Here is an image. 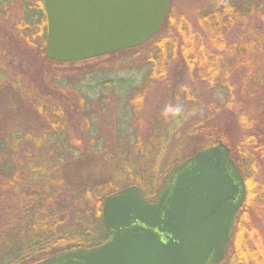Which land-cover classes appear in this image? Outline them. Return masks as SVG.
Masks as SVG:
<instances>
[{
	"label": "trees",
	"instance_id": "obj_1",
	"mask_svg": "<svg viewBox=\"0 0 264 264\" xmlns=\"http://www.w3.org/2000/svg\"><path fill=\"white\" fill-rule=\"evenodd\" d=\"M195 12L191 22L172 2L160 31L143 45L59 62L45 53L42 0H0L3 37L34 47L45 63L25 91L23 110L32 120L11 129L0 124V264H30L103 241L104 196L137 184L153 199L174 164L218 141L229 147L246 187L224 263L264 264V0H201ZM245 21L246 30L236 32ZM127 52L98 68L67 75L56 69ZM172 66L205 83L211 97L201 100L191 85L171 79ZM15 79L0 61V88ZM153 89L158 102L147 111ZM220 108L238 137L213 118ZM92 156L106 166L72 184Z\"/></svg>",
	"mask_w": 264,
	"mask_h": 264
},
{
	"label": "water",
	"instance_id": "obj_2",
	"mask_svg": "<svg viewBox=\"0 0 264 264\" xmlns=\"http://www.w3.org/2000/svg\"><path fill=\"white\" fill-rule=\"evenodd\" d=\"M171 0H42L45 53L81 61L143 45ZM246 187L229 147L218 141L171 168L153 200L137 184L101 203L107 237L30 264H224Z\"/></svg>",
	"mask_w": 264,
	"mask_h": 264
},
{
	"label": "rangeland",
	"instance_id": "obj_3",
	"mask_svg": "<svg viewBox=\"0 0 264 264\" xmlns=\"http://www.w3.org/2000/svg\"><path fill=\"white\" fill-rule=\"evenodd\" d=\"M174 3V9L178 13H184L191 22H195L196 17V6L201 2V0H171V3ZM11 19V17H10ZM253 21V20H252ZM256 23H259V21H256ZM249 25V22H243L242 27L235 29L236 32L238 30H242L243 28L246 30L247 26ZM4 28L5 30L8 28L7 26L2 28L0 23V41L1 38L7 40V42H2L3 44V51L5 59H1L0 61L4 63H7V70L8 73L15 79L16 84L14 83H7L3 87L0 88V124H6V127L8 129H11L13 127H21L20 122H28L32 119L29 118L28 112L23 110L24 104H28V96L25 94L26 89L30 87V84H35L36 75L40 77L43 72V68L45 69V66L42 63V58H40L37 55V51L34 47H29L28 49L22 48V46H18V42L14 41L8 37H3L4 34ZM128 53L126 54H116L115 57H104L99 60H91L86 63H75L73 65H64L57 67L59 71L63 72L64 74H72L75 71L79 70H87V69H93L95 67H99L101 64L108 63L111 60H117L118 58H125ZM135 65H131L129 67H133ZM173 68V66H172ZM55 69L53 68L52 71ZM123 74V73H122ZM93 77V75H89L88 78ZM34 78V80L32 79ZM190 75L183 67H175L171 71V79H173L175 82H184L188 85H191L193 88V91L195 92V95L198 96V98H201L203 96V100H206V98L210 96L209 90L206 88L205 83L203 82H190L189 80ZM34 83H33V82ZM32 82V83H31ZM37 87V85H36ZM159 90L161 89L158 87ZM158 92L156 90H151L149 94L147 95L146 101H145V109L147 111L152 110V106L157 104L158 102ZM111 98V96H109ZM217 99V98H216ZM202 100V98H201ZM200 102V101H199ZM258 102L262 103L260 106H264V100L259 97ZM217 104H221V102L217 101ZM221 107V105H220ZM120 110V111H119ZM119 112V119L120 121H123L126 114L124 112V109L120 106L118 109ZM101 117V115L99 116ZM102 118V117H101ZM215 120H218L224 130L226 131V134L230 136L231 138L238 137L240 132L234 122L230 120L231 114L228 112V110L220 108L219 111L217 110L214 113ZM42 124V123H40ZM39 124V125H40ZM233 124V125H232ZM28 125V124H26ZM25 125V126H26ZM231 125V126H228ZM188 150L190 151L192 148V144L188 143L187 146ZM84 153V152H83ZM53 155V154H52ZM85 155V154H83ZM97 156V155H96ZM96 156H92L88 162H84V164L81 166L80 171L72 177H70V180L72 184H79L80 181L87 180L89 178H92V176H97L98 173L101 172L102 166H106V164L100 163L98 161L99 157L96 158ZM105 160V159H104ZM260 180H264V174L259 176ZM66 197V196H65ZM69 197L65 198L63 201H67ZM68 214V213H67ZM69 215V214H68ZM258 222V221H257ZM259 225V223H258ZM264 234V233H263Z\"/></svg>",
	"mask_w": 264,
	"mask_h": 264
}]
</instances>
